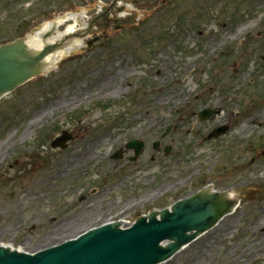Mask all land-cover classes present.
<instances>
[{
	"label": "rangeland",
	"instance_id": "obj_1",
	"mask_svg": "<svg viewBox=\"0 0 264 264\" xmlns=\"http://www.w3.org/2000/svg\"><path fill=\"white\" fill-rule=\"evenodd\" d=\"M9 1L0 41L78 11L95 18L82 40L98 38L0 98V243L33 251L106 219L130 222L202 182L231 183L235 195L254 185L262 194L159 264H263L264 0ZM206 102L249 117L202 140L194 110ZM60 129L77 137L51 149ZM133 137L145 141L136 160L131 149L113 159Z\"/></svg>",
	"mask_w": 264,
	"mask_h": 264
},
{
	"label": "water",
	"instance_id": "obj_2",
	"mask_svg": "<svg viewBox=\"0 0 264 264\" xmlns=\"http://www.w3.org/2000/svg\"><path fill=\"white\" fill-rule=\"evenodd\" d=\"M78 14L85 22L82 11L49 17L46 29L38 28L26 34L24 41L19 38L0 44V96L40 74L42 67L46 70L54 68L62 53L74 48L76 54V48L85 44V40L68 38L60 44L53 41L66 35L65 30L56 29V25ZM92 23L93 20L76 35L84 36ZM82 25L74 22L72 28H82ZM52 27L55 29L52 35L45 37L49 33L46 31ZM72 138L71 133L62 130L50 145L65 148L66 140ZM142 146L143 142L137 139L126 143V147L134 148L135 156ZM119 155L116 150L114 157ZM229 204L217 192H195L175 201L171 209L152 210L138 216L129 225L121 226L118 220L105 221L33 253L0 244V264H157L211 227L228 211Z\"/></svg>",
	"mask_w": 264,
	"mask_h": 264
},
{
	"label": "flooded vegetation",
	"instance_id": "obj_3",
	"mask_svg": "<svg viewBox=\"0 0 264 264\" xmlns=\"http://www.w3.org/2000/svg\"><path fill=\"white\" fill-rule=\"evenodd\" d=\"M220 115H224L225 116L224 119L219 120L218 117ZM243 116H245V117H243ZM243 118H247L244 111H239L238 113H235V119L232 120V118L229 114L225 115V112L220 110L218 114L200 122V123H203L205 125V129H206L205 133L203 135V139L209 140V141H217L218 138L224 137L231 130V127L234 126L232 124H234L236 122V119H243ZM222 124L226 126V133L223 135H219L217 137H214V138H208L207 139V135H208L209 130H211L215 126L222 125ZM252 157L254 158V156H252ZM213 169H215V168H213ZM241 183H243V182H241ZM240 196H243V194L241 193Z\"/></svg>",
	"mask_w": 264,
	"mask_h": 264
},
{
	"label": "bare ground",
	"instance_id": "obj_4",
	"mask_svg": "<svg viewBox=\"0 0 264 264\" xmlns=\"http://www.w3.org/2000/svg\"><path fill=\"white\" fill-rule=\"evenodd\" d=\"M126 7H128V5H126ZM82 12H83V11H82ZM69 13H74V12H69ZM69 13H67V14H69ZM58 16H59V15H58ZM83 16H84V12H83ZM78 19H80V14H78V15H76V16H74V17L68 19V20H66V21H69V22L71 21L70 23L66 24L65 28L63 29V30H65L66 35L69 34L70 32H74V31L77 30V28H72V27H73L74 22L77 21ZM66 21H64V22H62V23H65ZM47 23H48V21H45V22L42 23L39 27H37V29H38V28L46 29V27H47ZM62 23H60V24H62ZM60 24H58V25L56 26V29H58V26H59ZM24 38H25V37H24ZM70 38H74V39H79V40H81V38H79V37H77V36H73V37H70ZM78 48H79V47H78ZM78 48H76V50H77ZM73 51H74V48H72V49H70V50H68V51H66V52H64V53H62V55L60 56V58H59L58 60H60L63 56H65V55H67L68 53L73 52ZM57 62H58V61H57Z\"/></svg>",
	"mask_w": 264,
	"mask_h": 264
}]
</instances>
